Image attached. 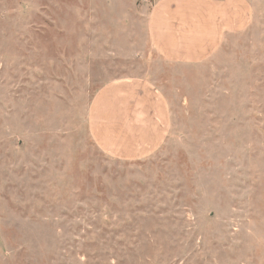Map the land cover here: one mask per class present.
<instances>
[{
	"label": "rangeland",
	"instance_id": "obj_1",
	"mask_svg": "<svg viewBox=\"0 0 264 264\" xmlns=\"http://www.w3.org/2000/svg\"><path fill=\"white\" fill-rule=\"evenodd\" d=\"M152 0H0V264H264V0L197 64L162 58ZM145 78L172 127L140 160L89 131Z\"/></svg>",
	"mask_w": 264,
	"mask_h": 264
},
{
	"label": "crops",
	"instance_id": "obj_2",
	"mask_svg": "<svg viewBox=\"0 0 264 264\" xmlns=\"http://www.w3.org/2000/svg\"><path fill=\"white\" fill-rule=\"evenodd\" d=\"M147 35L152 48L176 64H197L218 53L230 35L249 28L256 0H152ZM95 144L120 160L158 151L172 127L170 105L145 78H121L102 86L89 107Z\"/></svg>",
	"mask_w": 264,
	"mask_h": 264
}]
</instances>
